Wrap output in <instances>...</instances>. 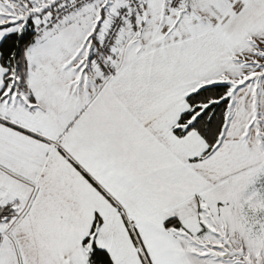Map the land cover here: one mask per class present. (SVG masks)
Masks as SVG:
<instances>
[{
    "label": "snow or ice",
    "instance_id": "1",
    "mask_svg": "<svg viewBox=\"0 0 264 264\" xmlns=\"http://www.w3.org/2000/svg\"><path fill=\"white\" fill-rule=\"evenodd\" d=\"M0 264H264V0H0Z\"/></svg>",
    "mask_w": 264,
    "mask_h": 264
}]
</instances>
